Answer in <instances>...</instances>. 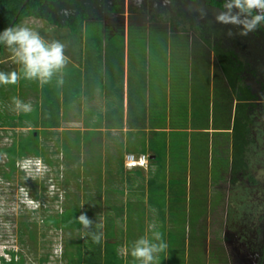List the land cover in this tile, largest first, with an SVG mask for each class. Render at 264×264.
Segmentation results:
<instances>
[{"label":"rangeland","instance_id":"1","mask_svg":"<svg viewBox=\"0 0 264 264\" xmlns=\"http://www.w3.org/2000/svg\"><path fill=\"white\" fill-rule=\"evenodd\" d=\"M114 2V0H64L53 5L46 4L45 17L31 16L20 25L34 29L48 42L57 41L64 46L67 63L62 70V76L69 83L65 84V89L62 83L57 82L56 76L46 84H41L35 79L23 78L21 68L18 69L21 65L15 61L13 53L7 46L5 52L0 54V69L2 67L15 69V73L18 74V79L13 85L2 84L7 86L1 88L0 122L14 124H0V147L12 143L14 131L20 137L37 128L30 122L31 118L22 119L16 114L33 112L36 118L37 116L41 118L42 115L45 117L46 111L42 112V106L48 99L52 101L48 109L49 114L54 118L51 119L50 116L47 119L48 123L52 120L59 121L58 106L63 115L60 118L62 126L54 129L49 136L41 135L40 143L48 150L47 155L53 159V164L46 162L42 156L30 153L27 158L34 159L20 160L14 177L7 179L3 176V170H9L6 165L7 156L0 153V264H85L83 260L82 263L78 262L81 255L75 250L77 245L75 241H70V246L64 244L65 239L71 240L79 235L78 232L47 227L44 219L64 209L67 192L71 195L68 197L69 203L78 206L80 204L73 197L80 195L82 198V192L88 187V190L95 192L93 186L95 173L92 171L84 178V181H88V187H84L85 190L81 189L78 193L77 182L73 176L69 182L65 181L68 172L77 169L80 164L85 165L87 159L93 163L95 157L92 158L84 150V155L79 160L65 164L69 161L64 152H57L60 144L58 139L66 133L67 137L71 134L77 135L71 133L73 129L85 130L87 125L90 127L95 125V101L91 99L95 94V70L96 65L99 71L104 67L102 60L95 61V52L97 54L100 50L106 52V43L109 47L113 44L121 45L123 34L117 33L128 29H131V47L135 44L139 53L148 55V42L157 43L153 45L152 52L154 53V48L158 47L163 62L155 64L154 60H149L145 65L147 68L159 65L164 67V84L165 72L171 69L174 90L172 95L193 104V113L190 117L193 120V127L199 125L197 121H201L200 125L206 123V126L214 128L228 127L232 131L229 133L212 131L211 134L204 136L195 132H189L188 136V133L179 130L164 133L165 137L170 134L168 137L171 141L170 143L164 141L162 151H156L159 155L154 159L158 162L156 189L151 194L147 193L148 198L145 197L147 203L143 199L141 204L147 211V222L144 214H129L141 220H136V223L132 220L125 234L129 240L135 241L141 237L138 233L147 231L149 224L155 225L156 229L163 233L166 241H178L172 246V251L175 248L176 255L170 261L171 264H261L264 255V97L256 93L262 91L261 83H264V31L257 27L242 35L240 26L218 22L216 17L222 9L211 6L208 0H120L122 9L118 14L110 12ZM97 8L99 9L96 13L102 16V21L100 18L86 21L83 23L84 29L82 28L78 34H74L71 28L66 26L79 14L95 17ZM164 9H169L168 12L176 16L175 22L168 20L172 23L171 28L169 25L163 27L167 32L173 27L174 29L179 27L177 13H181L185 26L189 28L188 36L194 35L195 40L203 36L205 41L212 37L226 49H232L240 54L246 67L254 73V75L248 73L244 77V82L251 83L252 91L257 95L254 100L257 107L253 109L255 120L251 124L249 134L253 142L247 152L249 168L245 172L239 171L235 174L231 168L236 117L233 95L227 90L226 101L222 103L219 101L217 87L209 94V87L212 84L209 82L210 71L205 68L197 79L196 86L197 82L194 79L197 77L196 71L200 68L194 61L198 52L188 50L192 45L188 38L175 36L168 39L165 31L146 28L154 25L152 20H155ZM48 14H52L54 21L47 18ZM58 23H61V26ZM147 30H151L152 33L149 37L143 33ZM181 62L185 66L179 67L178 70L181 71L178 73L176 68L173 69ZM89 75L93 78L91 86H88ZM203 78L206 79L205 86ZM144 82L142 79L143 84ZM215 86L217 84L213 85ZM64 93L67 97L70 96L69 101L66 100ZM43 95L48 97L44 99ZM13 97H19L26 103L28 101L32 110L18 111L12 103ZM203 97L204 103L201 102ZM172 114L174 115L173 112ZM73 117L76 118L77 124H81L80 126L70 122ZM180 122L183 127L189 126V123L184 122V118ZM201 136L202 143L197 140V137ZM30 137L29 135L26 138L30 140ZM220 137L228 139V143L226 149L219 151ZM35 158L39 159L33 162ZM128 161L131 162V166L128 165ZM33 163H37L38 168ZM126 167L128 169L141 167L148 177L152 173L149 158H126ZM248 173L255 177L256 183L251 180ZM234 177L236 179H233ZM83 183L86 185L87 182ZM126 195L121 196L124 201L127 200ZM149 197L155 198L153 202L165 201L154 206ZM81 201L84 209L86 201ZM157 208L162 213L154 215ZM21 222L30 224L35 233L34 239L28 233L23 236L24 241L20 240ZM132 227L134 228L131 229ZM184 241H189L186 254ZM206 241L211 246V258L208 255ZM64 246L65 253H62ZM11 248L19 251L18 258L22 257L20 261H7L11 259L8 252ZM2 258L7 260L2 261Z\"/></svg>","mask_w":264,"mask_h":264},{"label":"crops","instance_id":"2","mask_svg":"<svg viewBox=\"0 0 264 264\" xmlns=\"http://www.w3.org/2000/svg\"><path fill=\"white\" fill-rule=\"evenodd\" d=\"M168 11L169 9H164L162 12L165 13ZM113 13L118 14L116 12ZM156 20H158V22ZM156 20H152L154 25H150L146 28L155 29L157 31H165L168 39H172L175 36H178V38H188L189 43L192 44L188 50L190 52L192 51L193 53H196V51L198 52L194 62H197L198 67L201 69L196 71L197 77L194 80L197 82L200 74L204 72V68L206 70L209 69V82L212 84V86L209 87V94L213 93L217 87L219 90V101L225 103L227 90H229L228 80L222 68L218 66V57L216 53L214 52L213 48L204 40L205 38L202 36L201 39L198 38L195 40L194 35L192 37L187 35L189 28L184 29L180 25L175 29L173 27V29H170V31L167 32L165 29H163V27H167V25H169L171 28V21H168V18L163 19L161 17ZM138 27L142 26L138 25ZM143 27L145 28V26ZM106 28L109 27L106 26ZM120 33L123 34V41L121 45L113 44L109 47L106 43V52L104 50H100L99 54L95 52V61L98 59L102 60L104 67L101 71H99L96 65L95 94L91 98L93 101H95V129L103 130V133L107 135V138H109L107 139V143H105L107 145L105 149L108 150L112 156L116 157V160L113 163L114 166L118 165V158L120 157L124 160L125 165L126 155L129 153H145L150 155L151 158L157 159L156 151H162L164 141L166 143H170L171 141V138L168 137L170 134H167V137H165L164 133H171L173 130L184 131L185 133H188V136L189 132L199 133L204 136V134H211L212 131L218 133H229V131H232L228 127L222 128L216 126L214 128L212 126H206V123H202L200 125L201 121H197L199 125L193 127V120L190 118L193 113V104L191 105L189 101L185 102V100L174 98L172 95L174 90L171 69L168 72H165L166 82L164 84V67L159 65V67L151 66L147 68L145 65L149 60H154L155 64L161 61L163 62V58L161 57L162 55H160V49H158V47L154 48V53L152 52L153 45H157V43H151V41L150 43L148 42V55L146 53H139L135 44L131 47V29H128L127 31H119L117 34ZM143 33L147 35V37L152 35L151 30H147V32ZM203 40L204 42H202ZM183 53L185 52L183 51ZM175 66L176 67H174L173 70L176 68L179 73L181 70H178V68L181 66L184 67L185 64L181 62ZM20 68L21 66H19L18 69ZM8 70L15 72V69ZM142 79L145 81L144 84L142 83ZM205 83L206 79H204V86ZM62 84L64 89L65 84L69 85V83H67L64 78ZM175 84L176 88H178V80H176ZM215 84H217V86L213 87ZM196 86H198V82ZM193 87L195 88V84ZM197 90H199L198 87ZM191 95L192 94L190 91L189 96L191 97ZM64 96L66 100H70V96L67 97L66 93H64ZM100 101H102V103H100ZM201 102L204 103V97ZM237 103V95H233V106L235 105V113ZM62 116L63 115H61V117ZM182 116L184 118V122L189 123V126L183 127L180 125L182 124L180 122L183 119ZM76 118L73 117L70 122L72 124H77L75 122ZM111 121L114 122L111 123L112 125L110 126L109 122ZM62 125L63 124H61V126ZM80 125L81 124H77V126ZM197 138L198 142L202 143V136ZM209 139H211V137H209ZM104 141H106V139ZM218 142L219 151L227 148L226 145L228 143V139L225 140L220 137ZM96 159L97 156L95 155V160ZM150 164L152 166V173L150 177L144 173V170L141 167L136 169H128L125 166L124 173L122 175H117L115 180H113L114 184H116V187L123 189L122 195H128H126L127 200H125L124 216L123 218L120 217V221L118 220L119 222H117L119 229L121 228L124 230V234L121 239L116 240L119 242L113 247V252L118 255V257H121L123 262H126L125 264L136 263L131 257L129 251L133 240H129V237L127 234H125V232L128 230L129 224L132 223V220L134 223H136V220H141L136 216H129V214H144L146 217L145 221L147 222V211L142 207L141 204L143 199L146 200L145 202L147 203V199L145 198H148L147 193L151 194L156 189V180H158V162L157 160H150ZM129 170H132L135 173H131ZM137 171L142 173L137 175ZM225 173L226 172H224L223 175H225ZM140 181H145L144 186L140 185ZM142 187L145 188L142 189ZM153 199V201H155V198ZM149 200L152 201L151 197H149ZM137 201H139V203ZM153 201V205L155 204L154 206H157L161 205L165 200L163 202ZM170 206L172 207V205ZM161 213L162 212L160 209L157 208L154 215H159ZM133 228L134 227L131 229ZM111 229L116 231V227H113V225H111ZM144 234L145 233H138V235L141 236ZM166 242L168 247L164 252L159 254L157 264H171L170 261L173 260V257L176 255L174 251L175 248L172 251V246L177 244L178 241ZM184 242L186 254L188 251L187 244L189 241ZM206 243L208 244V255L211 258V246L207 241ZM128 261H131V263Z\"/></svg>","mask_w":264,"mask_h":264},{"label":"trees","instance_id":"3","mask_svg":"<svg viewBox=\"0 0 264 264\" xmlns=\"http://www.w3.org/2000/svg\"><path fill=\"white\" fill-rule=\"evenodd\" d=\"M62 1L64 0H0V31L5 30L6 28L18 27L26 18L31 16L45 17L44 8L46 4L53 5L54 3H61ZM114 1L115 2L110 12L118 13L121 11L122 5L120 0ZM208 2L213 7L223 9L224 0H208ZM98 9L99 8L95 9V17L91 18V16L87 17V15L83 16L82 14H79L72 22H68L66 26L71 28V31L74 34H78L82 28L84 29L83 23L86 21L90 22L94 19H102V16H98L96 13ZM162 13L158 14L157 18H155H168L169 20L175 22L176 16L169 12ZM47 18H49L51 21H54L52 14H48ZM177 18L178 23L182 26V28L187 29L185 26V20L182 18L181 13H177ZM156 21L158 22V20ZM58 24L61 26V23ZM194 27L195 26H192V28ZM260 28L263 30L262 27ZM41 32L43 33V31ZM206 42L213 48L218 57V66L222 68L227 77L229 84L228 91L232 95H237L238 98L236 117L234 120L232 149L233 159L231 162V168L235 174L239 171L245 172L248 170L247 168H249L247 152L249 151V145L253 142L251 141L249 134L251 131V124H253L255 120L253 109H255L254 107H257V103L254 100L257 98V95H262L264 97V83H261L263 86L262 91L260 90L259 94L256 93V95L255 92L252 91V84L244 82V77H246L248 73L253 72H250V70L246 67L245 63L241 59L240 54L232 49L224 48L222 45L218 44V42H215L212 37L207 38ZM4 52L5 45L0 44V54H3ZM0 72L6 74L15 73L14 71L3 67ZM92 79L93 78L89 75L88 86L92 85ZM13 84L14 83L11 85ZM5 86L7 85L0 84V94L1 88ZM43 97L45 99L48 97V95H43ZM51 104L52 101L48 99L45 104L43 103L42 112L44 110L46 111L45 117L42 115L41 118H38V116L36 118L33 112H30V114H23L22 112L16 114V116L18 115L22 119L31 118L30 122H32L33 126H36L37 128L31 130L27 135L20 137L14 131L12 134V143L10 145L0 147V153L6 154L7 156L6 165L9 167V170H3V176L5 178L12 179L18 169L17 164L19 161L23 160L24 158L27 159L30 153L44 157L46 162L50 164L54 163L53 159L47 155L48 150L40 143L41 135L45 134V136H49V134L52 133L55 128L61 126V113L59 111L60 106H58L59 121L55 122V120H52L50 123H48L47 119L51 116L48 109ZM1 116L2 115L0 114V117ZM51 119L54 118L52 117ZM39 120H41L42 124H40L41 122L39 123ZM113 122L114 121L109 122L110 126ZM10 123L0 122V124L5 125H10ZM91 126L92 127L87 125L85 130L73 129L71 133H76L77 135L71 134L67 137L66 134L68 133L64 134L62 138L58 139L60 144H58L57 152H64L67 161H69L65 164L73 163L77 159L79 160V158L84 155V150H86L92 158H94L95 155L97 156V159L93 163L87 159L86 162H84L85 165L80 164L77 169H73L68 172L69 175H67V178L65 179L67 182L71 180L70 178H72V176L74 179H76V188L78 189L76 193H78L79 190H83L84 187H88V181H84V178L87 174H89V172L92 171L95 173V182L93 183L95 192H93V190H88V187L86 190L84 189L85 192H82V198L80 195L73 197L80 204L79 206L75 203H69L70 200H68V197L71 195L69 192H67V199L64 204V209L58 212L56 215L46 216L44 223L47 227L53 226L61 230L69 229L71 232L74 230L78 232V236H75L71 240L65 239L64 241L65 246H70V241H75L77 244L76 247L74 246L75 250L77 253H79V255H81V257L78 259V262L82 263L84 261L85 264H125L123 259L118 257V255L113 252V247L119 242L116 240L121 239L124 234V230L121 228L119 229L117 221L120 217L123 218L125 209V201L121 197L123 189L116 187V184H114L113 180H115L117 175H122L124 173L126 161L124 165V160L120 157L118 158V165L114 166L113 163L116 160V157L112 156L110 152L105 149L107 147L105 143H107V139L109 138H107V135L103 133V130L95 129V125ZM13 130H15V128ZM29 135L31 136L30 140L26 138ZM105 139L106 141H104ZM142 154L143 153L135 155ZM158 156L159 155L157 154L156 158H158ZM148 158L149 160H154L150 157V155H148ZM129 172L135 173L132 170H129ZM141 173L142 172L140 171L136 172L137 175H140ZM249 176L254 183L257 182L255 177H252L251 174H249ZM233 179L236 178L234 177ZM83 182H87L86 185H84L85 183ZM144 184L145 181H140V185L144 186ZM144 188L145 187H142V189ZM81 200L86 201L84 209L81 205ZM153 200L154 199L152 198V201ZM69 204L72 205L68 206ZM76 207L77 209H75ZM81 213H86L87 216L93 221V226L91 229H84L77 220ZM97 223L103 224V228L101 229L103 232V238L100 243L93 242L90 235L88 234L90 231L95 230V225ZM20 225L19 232L21 231V241H24L23 236L28 235V233L33 239L35 238L34 230L30 228L29 223L21 222ZM111 225L116 227V231L111 229ZM65 246L63 253H65ZM8 252L11 254V259L7 260L6 258H2V261L7 260L14 262L22 258H18L20 255L18 250L11 248V250Z\"/></svg>","mask_w":264,"mask_h":264},{"label":"clouds","instance_id":"4","mask_svg":"<svg viewBox=\"0 0 264 264\" xmlns=\"http://www.w3.org/2000/svg\"><path fill=\"white\" fill-rule=\"evenodd\" d=\"M216 19L220 23L240 26L241 34L246 35L257 27H264V0H224L223 9ZM0 44L7 46L13 53L15 61L21 65L23 78L46 84L56 76L57 82L62 83V70L67 63V57L61 43L48 42L34 29L18 26L0 31ZM17 79V73L0 72V84L15 83ZM12 103L18 111L32 110L31 104L19 97H13ZM35 159L33 162L39 158ZM33 165L37 167V163ZM77 220L84 229H91L93 226V221L86 213H81ZM102 228L103 224L97 223L95 230L88 233L93 242H101ZM167 247L163 233L155 225L149 224L145 234L131 243L129 251L136 264H157L159 254ZM63 251L64 249L62 253Z\"/></svg>","mask_w":264,"mask_h":264},{"label":"built area","instance_id":"5","mask_svg":"<svg viewBox=\"0 0 264 264\" xmlns=\"http://www.w3.org/2000/svg\"><path fill=\"white\" fill-rule=\"evenodd\" d=\"M135 157L148 158V155H146V154H142V155L129 154V155H127V159H131V158H135ZM128 165L131 166V162L128 161Z\"/></svg>","mask_w":264,"mask_h":264},{"label":"water","instance_id":"6","mask_svg":"<svg viewBox=\"0 0 264 264\" xmlns=\"http://www.w3.org/2000/svg\"><path fill=\"white\" fill-rule=\"evenodd\" d=\"M263 28V30H264V27H262ZM262 264H264V256H263V259H262Z\"/></svg>","mask_w":264,"mask_h":264},{"label":"flooded vegetation","instance_id":"7","mask_svg":"<svg viewBox=\"0 0 264 264\" xmlns=\"http://www.w3.org/2000/svg\"><path fill=\"white\" fill-rule=\"evenodd\" d=\"M264 256V255H263ZM263 259V258H262ZM261 264H262V262H261Z\"/></svg>","mask_w":264,"mask_h":264}]
</instances>
